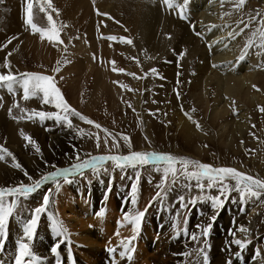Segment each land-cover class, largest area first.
<instances>
[{
  "label": "bare ground",
  "instance_id": "obj_1",
  "mask_svg": "<svg viewBox=\"0 0 264 264\" xmlns=\"http://www.w3.org/2000/svg\"><path fill=\"white\" fill-rule=\"evenodd\" d=\"M5 1L12 3L16 11L14 13L10 11L7 5L0 0V32H6L9 28H13L9 30H13L14 33L23 32V37L17 47H13L11 56L8 54V57L5 58L3 54L0 64L4 66L7 59L10 62L11 71L17 76L31 70L36 73L51 74L71 108L76 109V105L80 108L79 105L84 102L83 111L94 116L95 122H108V114L115 118L121 114L122 110L127 111V107L132 103L137 111V116L145 124L147 133L149 132L156 142L166 143L167 127L165 129L160 123L157 124L158 119L149 115L153 110L149 104L151 93L153 90H159L161 95L165 96L162 98L166 107L162 108L171 113L172 120L179 131L178 136L183 139V141H179L187 152L192 151L200 159L206 160L210 155L214 156L212 155L214 152L211 154V148H207L208 145L205 147L203 142L207 144V141L211 138L214 139L215 135H218L219 139L225 136L222 138V142L230 148H235V143L239 142L238 151L243 149L242 143L252 141L253 137L250 134L252 131L259 132L258 135L264 138V114L260 112V109L264 108V47H261L264 42L261 41L259 35L250 36L248 34L254 26L258 28L257 34L262 28L264 0H246L240 9H236L234 6L236 0H173V7L165 4L164 0H51L58 15L57 12H51L50 9L48 11L51 12L55 25L60 30V39L63 44L49 42L47 39L41 40L39 32L34 33L32 28L25 23L24 16L27 14L28 0ZM177 4L180 6L176 7ZM245 15L246 18H244ZM109 36L122 37L125 40H131L132 43L121 42L120 39L109 40L107 39ZM4 38L5 36L0 33V42ZM250 39L253 41V46L249 48ZM171 47L175 48L174 52L170 51ZM184 50L186 55L181 58ZM164 56L166 59H163ZM241 56L244 58L241 59ZM112 61H115V65L111 63ZM113 67L123 69L124 72L114 71ZM56 68H59L58 72L54 71ZM152 69L156 71L153 72ZM2 72L7 74L8 68L4 67ZM128 73L135 74L137 78ZM163 83L165 87L161 88L160 84ZM151 84H153L152 87ZM122 85L127 87H122ZM22 97L23 92L19 87L14 92H9L6 87H0L2 101L8 107L13 105V109L19 114L20 111L14 107V104H17L16 100H21ZM32 98L35 101L33 106L51 107L50 104H44L40 96ZM157 98L160 97H156V100H158ZM100 111L104 112V115L100 116ZM95 112H98L99 115ZM83 116L85 115L83 114ZM197 124L200 125L199 128ZM54 126L39 124L38 128L34 127L33 135L39 137L41 146H44L43 150L46 149V154L43 155L40 152L37 155H35L36 153L30 155L27 145H23L27 142L22 144L25 147H20L21 144H18L16 140L20 134L26 136L28 132H32V129L27 124L19 125L12 122L10 113H0V140L3 139V142H7L5 146H3V142H0L2 144L0 147L7 149V152L12 154L9 156L7 152H0V155L4 157V159H0V187H12L27 176L35 178L31 180L34 181L44 174H41L44 170H55L57 166L65 167L73 162L75 157L68 158L64 148L58 149L57 145H54L60 139L58 131L61 130L53 128ZM67 130L69 131V128ZM60 132L62 133L63 130ZM49 140L52 143V148L49 145L50 149H47ZM212 141L214 142V140ZM118 142L122 148L120 140ZM261 146L264 147L263 143ZM239 153L237 154L239 155ZM236 156L227 162L228 164L233 163L238 171L245 173L250 163H253L255 168H259V164H255L253 159H247V156L242 157L243 163L241 164ZM15 163H19L21 167H14ZM164 166L167 165L159 167ZM119 170L117 169L116 174L110 178L117 177ZM109 174L102 175L98 180L111 183V188L93 186V178H89L90 182L88 183L76 177V190L81 191L83 198L93 197L95 203L100 204L110 190L115 188L117 194L121 195V198L117 199L120 211L131 212V216L134 214V217L138 212L146 210L147 206L144 202L147 203V198L143 197L145 200L142 203L138 202L139 200L136 201L133 196L127 197L126 193L114 183V178H109ZM62 179V177L59 179V183ZM47 185L49 187H46ZM55 185V182L48 181L44 187L28 196L32 200H39L45 195L50 196L48 210L42 216L31 241V248L35 253L33 264H110L108 259L111 256L104 251L103 244H99L97 237V234L100 235L101 225L98 224L100 220L95 222L97 231L85 227L90 219L85 220V218H81V215L75 218L74 223L71 218L67 220L73 226L79 224V227L76 225L73 230L75 234L77 231L82 232V236L79 237L82 241L96 246H91L82 253H76V247L73 248L71 237H69L73 230L69 232L65 227L67 223L64 221L67 217L65 218V214L59 212L60 210L55 212L53 209L57 194L54 190ZM67 188L68 186L64 185L59 189V196L65 194ZM42 190H44L43 194H39ZM111 192L113 193V190ZM232 193L234 191L229 190L223 195L227 197ZM219 194L221 193L218 192ZM112 202L110 201V203ZM249 206L254 210L259 209L255 202ZM208 207L209 205L205 204L204 210ZM229 209L225 212L226 214L223 213L225 214L222 216L224 217L223 226L214 230L216 231L214 233L215 240H212L215 244L214 251L218 253L215 262L218 264L224 262L225 258L231 257L234 251V254L239 257L244 254L245 264H264L261 262L260 255L252 253L249 247L247 251V249L235 248L231 244V240L235 241V239L248 236L252 231H250L251 226L254 225L252 220L242 213H238L239 208L231 207ZM148 212L147 217L144 216V222L141 220V223H144L141 236L145 238L152 227L161 236L163 233L170 234V237L166 238L165 242L163 241L164 243L157 242L154 245L153 249L157 248L159 252L152 253L151 259H156L157 264H186L188 261H184L186 249L193 245L195 240L191 237L197 234L198 228L193 226L189 229L190 233L186 232V235L175 232L172 234L169 229L173 219L168 217V212L165 209H153L152 214L156 217H153L150 226L147 219L151 215V211ZM194 212L191 217L194 220L203 218L206 224L212 220L213 213H217L215 211L211 212V215L201 217L198 215L197 209ZM112 213L109 214L112 215ZM237 216L234 224L233 219ZM121 217L123 216L121 215ZM27 221L26 216L22 217L13 213L6 235L0 238V243L3 244V248L0 250V264H14L17 242L21 240L27 242L23 231ZM106 223L109 224V220ZM50 224H54L55 229L58 224L62 225L63 234H59L57 239L53 238L50 233ZM108 224L105 228L109 235L111 231L109 226L111 225L108 226ZM123 226L126 227L127 224H123ZM120 227H122L121 224ZM154 228L152 229L154 230ZM241 229H247V231L244 232ZM128 230L123 229L121 234L116 236L120 238ZM53 232L57 235L56 231ZM145 239L148 241L147 238ZM134 240L136 241V239ZM158 240L160 241V239ZM54 247L57 248L56 252L52 251ZM256 250L261 249L256 248ZM127 260L129 258L125 255L120 257L116 264H125Z\"/></svg>",
  "mask_w": 264,
  "mask_h": 264
},
{
  "label": "rangeland",
  "instance_id": "obj_2",
  "mask_svg": "<svg viewBox=\"0 0 264 264\" xmlns=\"http://www.w3.org/2000/svg\"><path fill=\"white\" fill-rule=\"evenodd\" d=\"M1 1H3V3L5 5H7L8 9L10 11H13V13L16 11V9L12 5V3H9L5 0H1ZM40 5H41L40 0L39 1L33 0V22L36 23L37 26L39 25L38 27L48 28L49 23L47 21L45 13L40 11V7H41ZM26 13H27V11H26ZM246 17L247 16L245 15L244 18H246ZM25 18H27V14H26V16H24V20H26ZM45 23H47L48 25H46ZM9 29H13V28H9ZM9 29L6 32H0L1 34H3L5 36V38L0 42V59L3 56V54H4L5 58L8 56H11L12 52H13V47H17V45L22 41L23 32H15L14 33L13 30L10 31ZM250 31L251 32L248 33L250 36H253V34L256 32L258 33L257 26H254L253 28H251ZM257 33H256V35H259ZM9 41H11V43H9ZM170 51L174 52L175 48L171 47ZM9 53H10V55H8ZM185 55H186V51L184 50V51H182V54H181L182 57L181 58H184ZM165 57L166 56H164L163 59H166ZM3 69H4V66L0 64V73H3L2 72ZM8 71H9V69H8ZM28 73H36V71L31 70ZM39 74L48 75L46 73H39ZM49 76H52V75L50 74ZM150 86L152 87L153 84H151ZM160 87L164 88L165 87L164 83L160 84ZM156 97H160V98H157L158 100H156ZM162 97L164 98L165 96L161 95V92L159 90H153L151 93V101L149 103L153 110L150 111V109L149 108L148 109L150 111L149 115H151L152 118L156 117V119H158L157 124L160 123V125H162L165 129L167 127V131L165 132V134L167 135L166 143L165 142L164 143L163 142H161V143L156 142L154 140V137L152 135H150L149 132L147 133L146 126L143 123V121L141 120V118L139 116H137L138 115L136 113L137 111L135 110V106H133L132 103L129 107H127L128 108L127 111L122 110L121 114H118V116L115 118L112 117V115L108 114L107 115L108 122L107 121H105V122L96 121L98 124L102 125L101 128H99V129L94 127V125L88 124L85 121L81 120L78 116H71L70 114H69V118L71 119L73 127H68L66 122H57L55 119H45L43 121H41L38 117L29 119L28 117L31 115L33 110L46 111V112H57L58 111L52 104H50L51 107H48V108L42 107V106H41V108L33 106L35 104V101L33 100V98H30L28 100H24L22 97L21 100H19V99L16 100V103L19 105V107H16V108L18 111H20V114L17 113L13 109V105L8 107L6 105V103L4 101H2L3 99L0 98V113L8 114V113H10L9 109L11 108L10 119L12 120V122L17 123L19 125L27 124L32 129V132H28L29 136L28 135H26V136L31 137L32 141L35 142L34 143L35 145L33 143H29L27 140H25V138H24L25 136H22L21 134L18 136V138L16 140V141H18V144H21L20 147H25L23 145H27L26 147H28L30 155H34V153H36L35 155H37V154H40V152L44 155V153L46 152V149L43 150L44 146H41V144H40L39 137L33 135L34 134V130H33L34 127L38 128L39 124L44 125V126L46 124H49V125H55L53 128L61 129L60 131L63 130L62 133L60 131H58V136H60V139H62V140L59 139L57 143H54V145L55 146L57 145L58 149L64 148L65 149L64 152H66V154L68 155V158H74V157L75 158H74L73 162L71 164H69L68 166L67 165H65V167L64 166H57L56 169L57 168L63 169V168H67V167L70 168L72 165L77 164V163H81L84 160L90 159L91 157H97V156H103V155H128V154H130V152H133V151L156 152L158 154H170L174 157L188 158L190 160L200 161L202 163L213 165L214 167H233L236 169V167L234 166L233 163L228 164L227 161H231L234 158V156L237 155L236 157L239 158L241 164L243 163V161H241V160H243L242 157H245V156H247V159H253L255 164H259V168H255L253 166V163L248 164V168L246 169L245 174H248V175H251L253 177L264 180V170H262V169H264V158H263L264 157V147L261 146L262 143L264 146V138H261L258 135L259 132L252 131V133H250L253 137L252 141L249 143L248 142L242 143L243 149L241 148L240 151H238V149L240 147V145L238 144L239 142L235 143V145H234L235 148H230L229 146H225V143L222 142V138H225V136H223L222 138L219 139L218 135H215L214 139L211 138V140L207 141V144H206V142H203V144H205L204 145L205 147H206V145H208L207 148H209V147L211 148V154L214 152L212 154L214 156L210 155L209 157L206 158V160L200 159L198 155H196L192 151L187 152L184 149L185 147L182 146L183 144L180 141H183V139L180 136H178L179 131H178V128L175 126V123L172 120L171 113L167 110H164V108H162V107H166L165 101ZM83 105H84V102L81 103V105H79L80 108L76 105L75 110L78 111L80 114L83 113L88 119H90L92 121L96 120L94 118V116H90V114L88 115V113L86 111H83L84 110ZM21 109H24L26 111H21ZM260 112L262 114H264L263 113L264 111H260ZM99 113H101L100 116L104 115V112H102V111H100ZM99 113L95 112V114H98V115H99ZM83 114H81V115H83ZM162 117H164V118H162ZM110 118H112V119H110ZM68 128H69V131L67 130ZM102 129H107L108 132L111 133V135L107 137V139H108L107 144L104 143L105 133ZM78 130H83V131H78ZM63 133H66V134H63ZM25 134H26V132H25ZM67 134H69V135H67ZM64 135H67V136L65 137ZM171 135H172V137H171ZM96 136H99V138H100L99 147H97ZM121 136H127L130 138L131 148H129L128 144L123 139H121ZM113 137H115V139L117 141L120 140L122 148L120 147V144H119V147L113 146ZM169 138H171V139H169ZM212 140H214V142ZM0 142H3V139H1ZM19 142H21V143H19ZM24 142H27V143H24ZM220 142H222V143H220ZM6 143L7 142L4 141L3 146H5ZM0 145H2V144H0ZM36 146L39 147L38 152H37V150H35ZM48 146L50 148H52V143L50 142V140L47 143V149H50ZM261 150H262V152H259ZM235 152H237V153L240 152V153L238 155L237 153L235 154ZM239 156H241V157H239ZM77 157H79V159H77ZM224 161H226V162H224ZM262 163H263V165H262ZM162 164L164 165L166 163L160 162L158 165L147 164L144 166H136V167L127 166V167H124L123 169L121 168L119 170L120 167H116L112 161H108V162L103 163L102 165L98 166L95 170L87 169V170L83 171V174H79V173L73 174L72 176L69 177V182H65L62 179L61 183H59V188H57V184L55 185L54 190H55V193L57 192V194L55 195L56 197L54 199L53 209L55 212H58L60 210L59 212H62L63 215L65 214L64 217L65 218L67 217L66 221H64L67 223L65 225V227H66L67 231L69 230V232H70V230H73L74 226L77 225V227H79V224H74V226H73L72 223H68L67 220H70V218L72 219L71 221H73V223L75 222V218L80 217L79 215H81V218L82 217L85 218V220L90 219V221L87 222V225L85 227H88L89 229H92V230L96 229V231H97V227H96L95 222L100 220V222L98 223L99 225H101V228L99 229L100 235L97 234V237L99 238L98 239L99 244H103L102 247H104V251L108 252L111 256L108 259V263L110 262V264H116L117 260H119V258L121 257L119 255V253L122 250L124 251L123 245L130 241L129 247L132 249V251L130 253L131 258L129 260H127L125 262V264H143L144 262H145L144 264H154V263L157 264L156 259L155 260H154V258L151 259L152 253L156 254L159 252V250L157 248L153 249L154 245L157 242H159L161 244L164 243L165 239L170 237L169 236L170 234L167 235V234L163 233L161 236L160 233L157 232V230L154 227H152V228H154L155 231L151 228V231H149L148 235H146L147 237L145 236V238H147V240L149 241L148 242V241H146L145 238H143L141 236L142 235L141 230H142L144 223L142 224L140 222L139 229L134 231V229H133L134 224L131 223L129 219H126V217H133L134 214L132 213L133 215L131 216V214H130L131 212L128 211L129 213L126 212L129 215L128 216L124 211H120V209L118 208L117 199H120L121 195L117 194L115 188L114 189L112 188L110 190L109 194H107V197L104 198L100 204L95 203V200L93 199V197L86 196L85 198H83L81 191L76 190V183H77L76 177H79V179L81 181H85L88 183L90 182V181H88L89 178H93L92 179V180H94L93 184H92L93 186H102V187L106 186L107 188H111V186H112L111 183L106 182V181H101L98 179L101 178L102 175H105L106 173L111 174V175L109 174V178H110V176H112V175L114 176V174H116L115 172L118 169L119 170L118 176L117 177H111L110 179L114 178V183L117 184L121 188V190L126 193L127 197L133 196V197H135L136 201L139 200L138 202H142V203L147 198V203L148 202L149 203L147 204L146 202H144L145 205L147 206V208H146V210H143V212L145 213L144 216L147 217V215L149 213L148 211L149 210L151 211L150 212L151 215L148 216V219H147V223L149 226H150V224H152L151 222H152L153 217L154 218L156 217L154 214H152L153 209L163 208V210L165 209L168 212V214H167L168 217L169 218L171 217L173 219L171 226H170L171 228L169 229L170 233L174 234L173 232H175V233H180L181 235L182 234L186 235V232H187V234L190 233L189 229L192 228L193 226H195V228L196 227L198 228V232H197V234H195L198 237V239L193 241V245L189 246L186 249V251H187V253H185L186 259L184 260L185 262L188 260L186 262V264H203V254L207 255L208 264H212V263L218 264L217 262H215V260H217L216 256L218 255V253H216V251H214V247H215V244H213L214 240H215L214 233L216 232L214 230L217 227L223 226L222 223L224 222L223 221L224 217H222V216L223 215L225 216V214H226L225 212H227V209H229L230 206L239 208L238 213H240V214L242 213V215H245L246 217H248L250 220L253 221L252 224L254 225V226H251L250 231L251 230L252 231L250 232V234H248V236H245V238L241 237V240L246 242V247L241 248L240 246L235 244L234 241H232V240H231V242H232L231 244L233 245V247L241 249V250L247 249V251H248V247H249V249L252 250V253H254V254H257L259 252L260 259L262 260L261 262H264V192H261V194L258 197L246 196V197L242 198L239 192L234 191V193L231 194L232 196L230 195V196L224 197L225 195H222L223 196L222 197L221 194L218 195V192H220L219 191V185L212 187V188H208L207 186H205L202 190L201 188H199L197 186V184H198L197 180L190 179V178L184 176L183 174H178L175 178H173L171 175H169L168 179H167V183L164 184L163 188H161L160 184H162V180H163L162 175L164 174V169L167 167V166H164L162 168L159 167L160 165L163 166ZM157 167H159L158 170H157ZM177 167H179V165ZM52 170L54 171V169H50L48 171L44 170L41 174L44 173L43 175H46ZM189 170H192V169L190 168ZM137 174H139V175H137ZM158 174H160V176H158ZM37 176H39V175H37ZM28 177L29 176H27L24 179H21L20 181H18L16 183V185H14L12 187L18 186L21 183L31 184L33 181L29 180ZM40 178L41 177H38L37 179H40ZM32 179H35V178H32ZM50 182H53V181H50ZM200 182L204 183L205 185H207V183H208L206 180H202ZM46 183H48V182H46ZM46 183H44L39 189L44 187ZM78 183H80V182H78ZM228 184H229V187L231 188V186L234 184V181L229 180ZM64 185L68 186L67 191L66 192L64 191L65 194H62V196H59V189H61ZM133 186H135V191H133ZM46 187H49V185H47ZM9 188H11V186ZM112 190H113V193L111 192ZM43 192H44V190L39 192V194H43ZM157 193H159V195ZM181 196L184 197L183 203L185 205H187L186 207H182V205H181V202L179 200V197H181ZM217 196H219L220 199L223 201L222 210H221V207L216 208V209L213 207V200L211 198L217 197ZM13 199H17V198L16 197H7V196L5 197V200L8 202H11ZM18 199H19L18 208L14 213H17V215L19 214L22 217L26 216L28 218V220L30 219L33 210L36 207L42 205V203H43V197H41L39 200H32L31 198L29 199V197L18 198ZM57 200H58V203H57ZM193 200H195V203H192ZM110 201H113V202L110 203ZM252 202H255L256 205L258 204V207H259L258 210H254L251 208V206H249ZM62 203H63V206L61 207ZM201 204L203 206H200ZM205 204L209 205L208 208L211 207V209L207 208L204 210ZM239 204H240V206H239ZM197 206H199V207H197ZM148 207H149V209H148ZM202 207H203V209H201ZM231 207H230V209H231ZM195 209H197V213L201 217L203 215H205V217L207 215H211V212L212 213L215 211L217 212V213H213L214 216L217 215V216H215V220L212 219L209 222V224H211V229H210L207 236H203L201 233H202V230L204 228H206L209 224L204 223L203 218L199 219V220H194L191 217L192 212L195 213L194 212ZM111 212H113L112 215H110ZM223 213H225V214H223ZM44 214L45 213H42L40 215L37 227H38V225L42 219V216ZM120 214L123 217L124 216L125 217L124 218L121 217ZM185 214H186V216H185ZM69 215H72L73 217L69 216ZM144 216H143V219H141V220H143L142 222H144ZM110 217L113 219H111ZM237 218H238V216L236 218L234 217V219H233L234 224L236 223ZM107 220H109V224L106 223ZM127 220H129L128 223L130 222L132 224L131 225L129 223V225H131V226L128 225ZM122 222H124V223H122ZM214 222H215V224L213 225ZM107 224H108V226L111 225V226H109L111 229V231L109 232V235L106 232V228H105V226H107ZM120 224L122 225L123 228L120 227ZM123 224L124 225L127 224V226L124 227ZM155 224H156V222H155ZM53 225L54 224H50V229L52 230V231L50 230V233L53 235L52 236L53 238L57 239L59 237V234L57 233V235H56V233L53 232V231L57 232V229H55V227ZM215 225H216V227H215ZM128 228H129V230H128ZM123 229L128 230L127 233H123L124 235H122L121 237L119 236L120 238H118L116 235L121 234V231H123ZM258 229H260V230H258ZM72 232H70L69 237L73 238V239L70 238V240H72L71 242H72L73 248L75 249V247H76V253L77 254L82 253L83 251H86L87 249H89V247L92 246V244L86 243L85 241H82V239L79 238L82 236V232L77 231L76 234H75L74 230ZM71 233H72V235H71ZM131 234H133V235H131ZM134 234H135V236H134ZM75 235L76 236L78 235V237H76ZM128 235H130V236H128ZM114 237H115V239H114ZM140 237H142V238H140ZM149 237H151V238H149ZM137 238H138V240H137ZM184 238H186V237H184ZM134 239H136L137 242ZM158 239H160V241ZM212 239H214V240H212ZM142 246H143V248H141ZM92 247H96V246H92ZM256 248L261 249V250H256ZM108 249H115L116 250L115 254L113 252H110ZM140 249H142V250H140ZM201 249L204 250L203 254H201V252H200ZM154 250H158V251H154ZM139 253H142V254H139ZM233 254H234V251L232 252V255ZM140 255H142V256H140ZM232 255L229 258L226 257L224 262H222L220 264H239V263L245 264L244 256H243L244 254H242V256H240V257L236 254H234L233 256ZM118 256H120V257H118ZM162 256H165V255L162 254ZM241 257H243V258L241 259ZM213 259H214V261H213ZM184 261H183V263H185Z\"/></svg>",
  "mask_w": 264,
  "mask_h": 264
},
{
  "label": "snow or ice",
  "instance_id": "obj_3",
  "mask_svg": "<svg viewBox=\"0 0 264 264\" xmlns=\"http://www.w3.org/2000/svg\"><path fill=\"white\" fill-rule=\"evenodd\" d=\"M246 0H236L235 8L240 9L245 4ZM164 3L169 7H173V0H164ZM179 7L180 5H175ZM57 12V10L53 7L51 0H41L40 11L44 12L49 23L48 28H39L33 22V0H28L27 2V18L25 23L29 25L33 32H39L41 40L47 39L49 42H56L59 44H63V41L60 39V30L56 27L55 22L53 20V16L51 12ZM182 10V9H181ZM101 14V13H98ZM58 15V12H57ZM107 15V14H102ZM243 23V21H241ZM63 27V26H62ZM247 27V25H245ZM256 33L253 34L255 36ZM259 36L261 41L264 42V21H262V28L259 30ZM109 40H117L120 39L121 42H125L131 44V40H125L124 38H117L114 36L107 37ZM11 43V41H9ZM6 46V45H5ZM253 46V41L250 39L248 43V47ZM261 47H264V43L261 44ZM10 55V53H9ZM241 59L244 57L241 56ZM115 65V61L111 62ZM4 67H7L9 71L7 74L0 73V87H6L9 92H14L17 87L22 89L23 99L28 100L32 97L40 96L42 98V102L44 104H52L58 111L57 112H46V111H36L33 110L31 115L28 117L29 119L38 117L41 121L45 119H55L57 122H66L68 127H73L71 119L69 118V114L71 116H78L81 120L85 121L88 124L94 125L96 128H101V125L95 123L94 121L88 119L87 117L81 115L74 108H71L67 101L64 99L60 89L57 87L55 79L53 76L43 75L39 73H22L17 76L15 73L11 71L10 62L5 60ZM114 71L124 72L123 69H116L113 67ZM54 71H59V68L54 69ZM155 72V69H152ZM132 75L134 78L135 74L128 73ZM119 83V82H117ZM122 87H127L126 85H122ZM132 91V89H129ZM179 95V94H178ZM130 106V105H129ZM14 107H19L18 104H14ZM264 111V108L260 109ZM21 111H26L21 109ZM11 113V108L9 109ZM22 118V117H21ZM190 118V117H189ZM199 128L200 125L197 124ZM105 133L104 143H108L107 137L111 135L107 129H102ZM83 131V130H78ZM25 140L29 143H35L32 141L31 137L25 136ZM131 148L130 138L127 136H121ZM97 147L100 144L99 136H96ZM113 146L119 147V142L113 137ZM36 150L39 151V147L36 146ZM0 152H7V149L0 147ZM9 156L12 154L7 152ZM0 159H4L2 155H0ZM13 159H15L13 157ZM79 159V157H77ZM108 161H112L116 167L124 168L127 166H144L147 164L158 165L160 162L166 163L167 167L164 169L161 188L164 187V184L167 183L168 176L171 175L175 178L178 174H183L184 176L195 179L198 181L197 186L203 190L205 186L208 188L215 187L219 185V191L221 195H223L226 191L233 190L240 193L241 197L244 198L246 196L258 197L261 192H264V180L253 177L251 175L245 174L243 172L238 171L233 167H214L213 165L202 163L200 161L190 160L188 158L174 157L170 154H158L156 152H140L133 151L128 155H103L97 157H91L88 160H84L81 163H77L72 165L70 168H57L54 171L49 172L46 175H42L40 179L34 180L31 184L21 183L18 186L11 188L0 187V238L4 237L7 232V227L9 224L10 218L13 216V213L17 210L19 199L18 198H27L31 193L36 192L44 183L48 181H53L57 184V188H59V179L62 177L65 182H69V177L73 174L79 173L83 174V171L86 169L95 170L98 166L106 163ZM179 165V167H177ZM16 168H20L21 165L19 163H15L13 165ZM192 170H189V169ZM27 175V173H25ZM139 175V174H137ZM29 180H32V177H28ZM206 180L208 183L205 185L200 181ZM234 181V184L229 187L228 181ZM133 191H135V186H133ZM159 195V193H158ZM16 197L17 199H13L11 202L5 200V197ZM213 200V207L220 208L223 205V201L219 196L211 198ZM182 207H186L184 202V197H179ZM50 203V196L45 195L43 197L42 205L36 207L30 219L24 225V237L27 242L24 240L18 241L17 251L14 254V264H33V257L35 253L31 248V241L33 240L38 224V220L42 213H45L48 210V206ZM195 203V200L192 201ZM144 212H138L134 217H126L129 219L131 223L134 224V231L138 230L142 217L144 216ZM215 220V216L212 218ZM211 229V224H209L206 228L202 230V235L207 236ZM241 231L246 232L247 229H241ZM57 233L63 234L62 225H57ZM193 240H197L198 237L196 235H192ZM235 244L240 246L241 248L246 247V242L241 239H235ZM130 241L125 243L124 251H121L119 255L121 257L127 255L130 259V253L132 249L129 247ZM3 244L0 243V250H2ZM53 252L57 251V248L52 249ZM110 252L115 254V249H109ZM201 254L204 253V250H200ZM259 255V252L257 253ZM203 264H208L207 255L203 254Z\"/></svg>",
  "mask_w": 264,
  "mask_h": 264
}]
</instances>
